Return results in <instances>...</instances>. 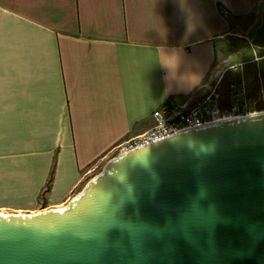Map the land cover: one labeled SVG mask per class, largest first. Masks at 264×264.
<instances>
[{
    "label": "crops",
    "instance_id": "0c3cea01",
    "mask_svg": "<svg viewBox=\"0 0 264 264\" xmlns=\"http://www.w3.org/2000/svg\"><path fill=\"white\" fill-rule=\"evenodd\" d=\"M258 3L0 0V212L65 207L157 108L196 103Z\"/></svg>",
    "mask_w": 264,
    "mask_h": 264
},
{
    "label": "water",
    "instance_id": "95a60500",
    "mask_svg": "<svg viewBox=\"0 0 264 264\" xmlns=\"http://www.w3.org/2000/svg\"><path fill=\"white\" fill-rule=\"evenodd\" d=\"M0 264H264V112L120 153L65 207L0 212Z\"/></svg>",
    "mask_w": 264,
    "mask_h": 264
},
{
    "label": "rangeland",
    "instance_id": "374dc122",
    "mask_svg": "<svg viewBox=\"0 0 264 264\" xmlns=\"http://www.w3.org/2000/svg\"><path fill=\"white\" fill-rule=\"evenodd\" d=\"M242 78L255 110L264 112V0H259L254 14L231 18V30L218 42L216 60L206 81L209 85L202 97L219 84L221 104L227 107L230 85Z\"/></svg>",
    "mask_w": 264,
    "mask_h": 264
},
{
    "label": "built area",
    "instance_id": "2783aa9c",
    "mask_svg": "<svg viewBox=\"0 0 264 264\" xmlns=\"http://www.w3.org/2000/svg\"><path fill=\"white\" fill-rule=\"evenodd\" d=\"M221 102L222 94L217 84L210 93L190 107H181L172 101L163 104L153 112L154 125L144 133L120 144L118 154L174 135L181 130L259 113L247 93L243 78L230 85L229 105L223 107Z\"/></svg>",
    "mask_w": 264,
    "mask_h": 264
},
{
    "label": "trees",
    "instance_id": "16d2710c",
    "mask_svg": "<svg viewBox=\"0 0 264 264\" xmlns=\"http://www.w3.org/2000/svg\"><path fill=\"white\" fill-rule=\"evenodd\" d=\"M50 188V181L48 182V184L46 185L44 192H46L48 189Z\"/></svg>",
    "mask_w": 264,
    "mask_h": 264
}]
</instances>
